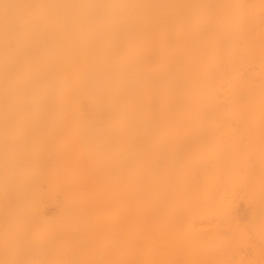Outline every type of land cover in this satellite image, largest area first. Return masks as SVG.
I'll use <instances>...</instances> for the list:
<instances>
[{
  "label": "bare ground",
  "instance_id": "bare-ground-1",
  "mask_svg": "<svg viewBox=\"0 0 264 264\" xmlns=\"http://www.w3.org/2000/svg\"><path fill=\"white\" fill-rule=\"evenodd\" d=\"M0 264H264V0H0Z\"/></svg>",
  "mask_w": 264,
  "mask_h": 264
}]
</instances>
